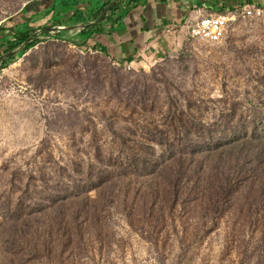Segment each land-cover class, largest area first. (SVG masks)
<instances>
[{
  "label": "rangeland",
  "instance_id": "1",
  "mask_svg": "<svg viewBox=\"0 0 264 264\" xmlns=\"http://www.w3.org/2000/svg\"><path fill=\"white\" fill-rule=\"evenodd\" d=\"M36 5L35 0H0V35L26 19L19 17L21 7ZM83 19L55 24L54 30L36 29L37 21H28L31 29L19 27L9 43H37L14 62H0L6 93L0 101V264H264L259 155L250 157L242 173L234 169L233 191L213 210L196 180L189 179L180 203H167L159 212L147 181L151 167H131L125 178L129 188L124 192L120 186L111 197L109 181L117 175L104 167L121 150L111 126L125 131L134 122H161L157 112L121 103L114 97L117 88L154 85L164 101L179 90L207 101L204 114H197L206 122L210 144L198 146L197 155L209 160L200 158L195 168L222 171L228 157L214 155L242 144L228 139L247 132L264 135V15L237 17L219 42L183 33L181 43L171 40L176 48L165 46L135 67L76 46L72 41L78 35L71 29ZM29 30L36 33L25 40ZM7 45L0 44V55ZM186 96L180 97L184 106ZM220 135L226 136L218 140L223 144L213 145ZM180 142V137L173 142L174 151L182 148ZM89 185L98 188L87 191ZM29 203L35 210L46 208L43 215L52 214L38 223L36 236L30 231L35 219L13 223L17 204L24 211Z\"/></svg>",
  "mask_w": 264,
  "mask_h": 264
},
{
  "label": "trees",
  "instance_id": "2",
  "mask_svg": "<svg viewBox=\"0 0 264 264\" xmlns=\"http://www.w3.org/2000/svg\"><path fill=\"white\" fill-rule=\"evenodd\" d=\"M161 1L166 2L167 0ZM187 1L194 2L197 4L195 6L198 8L204 7L212 11H217L216 13H224L234 11L236 9L233 6L227 7L219 5L216 7V3H205L201 0ZM246 2L259 6L263 5L255 3L252 0H242L239 7H243ZM30 3L31 2H28L27 4ZM79 3L80 0H53L51 8L48 10L49 13L53 12L51 15L52 22L49 19L52 24H48L50 26L46 27H53L55 24L65 22L72 24L73 21L82 19L86 14L87 9L77 7ZM145 3H147L146 0H122L116 7L112 8L110 12L104 14L96 24L84 32L85 38L104 32L106 30L103 26L104 22L111 19L113 12L116 11L120 13V17L117 20H114V22L117 23L118 21L120 22L123 16L128 14L135 7V5H143ZM108 4L109 2L101 3L99 11L104 10ZM196 7H194V9H197ZM18 11L20 12L19 17L22 18L24 17L25 12L37 10L35 6L32 10L24 6ZM22 21H16L12 26L10 25V30L12 28L19 29L20 25L25 27L27 24L24 25L25 22ZM25 31L26 30H24V32ZM72 42H74V44L78 47L85 46L86 43V41H79L76 39ZM5 43L6 45L8 44L6 50L7 52L15 49L21 44V42L9 43L0 40V44H2V46H5ZM36 43L37 40L33 39L31 42L26 44V46L23 47L18 54L8 58L6 61H3L2 64L7 65L14 62ZM93 50L95 52L105 54L112 62H116V59L113 58L105 49H101L96 46ZM117 62L118 64L125 66L123 62ZM115 69L117 70V68ZM99 77L101 80L105 78L102 75ZM153 86L154 85L145 87L134 86L130 88L129 91H126L127 88L123 87L122 92H120L119 88H117L118 94H114V97L125 105H141L148 111L157 112L161 122H157L155 118L148 123L134 122L131 123L130 126H127L125 131L116 130L113 126H111L112 132L114 133L121 150L118 155H110L104 166L105 169H110L113 175H117L112 176L109 181V196L114 195L120 186L124 192L125 188H129V183L125 181V178L127 177L128 170L131 167H151L152 171L150 170V172L146 173L148 176H151L147 179V181L151 183L153 193L157 197L156 202H159L160 204V207L158 208L159 212H164L163 205H166L167 203L173 206L180 203L181 197L185 192L186 183H189V179H192V181L196 180L194 182V186L198 189H202L203 195L208 197L209 210L222 207L223 197L221 196L229 195L230 192L233 191L234 178L232 173L235 171L234 169L237 167V171L242 173L244 164L249 161L250 157H254L256 155L262 157L259 160L261 163H264V135L253 134L249 136V132H247L241 138H237L235 136L228 139V142L239 141L242 142V144L240 145L241 147L235 145L225 152H221L219 155H214L220 158L228 157V168L222 171L218 172L214 169L204 170L201 167L195 168V166L200 165V161L202 160L200 158L203 157L205 162L209 160L207 155L201 157H198L197 155L198 146L210 144L205 143L208 137V131L204 128L205 126H203V124L206 122L203 120V116L197 114H204L203 103H206L207 101L202 98H188L182 90H179L178 94L169 92L168 98L164 101ZM181 96H186V106L182 104L180 98ZM162 102H166V104H163ZM199 106L200 108H198ZM205 107L206 109H209L208 104ZM178 137L181 138V142L178 144V147L182 148L174 151L173 147L175 149L176 146L173 142L176 141ZM224 137L226 136H218L216 138L217 143L213 145H222L223 142L218 143V140H221ZM253 141L256 142V145L252 147L250 144ZM186 146L194 148L195 152H190L189 148ZM167 154L171 155L170 158L164 159L163 156ZM234 161L236 162V166L232 163ZM116 170L118 172L114 173ZM93 188L98 187H92V185H89L87 191ZM85 198L86 200H89V197ZM261 199L263 200L262 203H264V184L262 187ZM80 200H82V198ZM34 202L37 201L34 200ZM26 207L27 210L23 211L17 204L13 213V219L15 220L13 223L16 225L20 222L29 223L32 219H35L36 223L30 226V231H32L31 235L36 236L40 232L38 223L44 221V218H50V215L52 214L47 212L43 215L41 211H46V208L35 210L34 203H29ZM12 226L14 225L12 224ZM49 228L51 229L50 226Z\"/></svg>",
  "mask_w": 264,
  "mask_h": 264
},
{
  "label": "crops",
  "instance_id": "3",
  "mask_svg": "<svg viewBox=\"0 0 264 264\" xmlns=\"http://www.w3.org/2000/svg\"><path fill=\"white\" fill-rule=\"evenodd\" d=\"M35 1L37 3V11L25 12L24 17L26 19H24L22 22H25L24 25H27H25L26 27L24 28H27L28 25L32 23L31 20L37 21V24L34 25L37 26L35 27L36 29H42V27L50 26L48 24H52L51 15L53 12L49 13L48 10H50L53 0ZM97 1L98 0H80V3L77 7L81 9H87L86 15H89V18H86L82 22L81 26H74L71 29L72 32H75V36L78 35L76 40L86 41L85 46H87V49H91L96 46L101 49H105L113 58L116 59V61L123 62V64L132 63L134 67L141 58L148 60L151 57H156L158 54H161V49L165 46H167L168 49L176 48L177 45H171L172 38H174L176 44L181 43L180 41L182 37L184 39L185 31L175 28L181 23H185L192 17H197L198 15L204 14L205 11L209 10L204 7L198 8L195 6L197 4L187 0H167L166 2H162L161 0H146L147 3L143 5H135V7L128 14L123 16L120 22H114V20H117L120 17V13L116 11L113 12L111 19L104 22L103 26L106 28L104 32L98 33L89 38H85L84 32L96 24L104 14L110 12V10L116 7L122 0H114L113 2L116 3L113 5L109 3L104 8L105 11H99V6L101 3L98 4L97 8L95 7ZM201 1L205 3H216V7L222 5L227 7L233 6L235 8L240 6L242 2V0ZM252 1L255 3L264 4V0ZM194 7L197 9H194ZM92 9L93 11L91 12L90 10ZM213 12L216 13L217 11ZM20 27H22V25H20ZM46 28L50 29L51 27ZM84 28L87 29L80 32ZM168 28H170V32L168 33L172 34V37L170 38L167 36ZM17 29L18 28H12L11 30H7L4 28L3 32L7 31L8 34L0 35V40L10 42L13 40V37L11 36L16 34Z\"/></svg>",
  "mask_w": 264,
  "mask_h": 264
},
{
  "label": "built area",
  "instance_id": "4",
  "mask_svg": "<svg viewBox=\"0 0 264 264\" xmlns=\"http://www.w3.org/2000/svg\"><path fill=\"white\" fill-rule=\"evenodd\" d=\"M264 7L259 5H252L251 7H239L237 6L234 11H228L224 13H212L209 15L201 14L196 18L189 19L190 22L181 23L176 28H180L185 31V35L189 36L192 39L198 41H209V42H219L221 41L225 34L228 26L234 21L237 17L243 16H263ZM184 28V29H183ZM55 28H50L54 30ZM167 32H170V28L167 29ZM35 33L33 30H29L26 33ZM130 67V66H129ZM2 82L3 76L0 75V101L6 95L2 91Z\"/></svg>",
  "mask_w": 264,
  "mask_h": 264
},
{
  "label": "water",
  "instance_id": "5",
  "mask_svg": "<svg viewBox=\"0 0 264 264\" xmlns=\"http://www.w3.org/2000/svg\"><path fill=\"white\" fill-rule=\"evenodd\" d=\"M102 1H103V0H100V3H101ZM117 2H118V1H117ZM115 3H116V2H111V5H113V4H115ZM111 5H110V6H111ZM106 10H107V8H106ZM104 11H105V10H104ZM86 18H89V15H86V14H85V15H84V19H83L79 24H75L74 26H75V27H76V26H81L82 22H83ZM74 26H73V27H74ZM84 29H86V28H84ZM84 29H83V30H84ZM83 30H81L80 32H82ZM80 32H78V33H80ZM35 33H36V32H35ZM35 33L32 34V35H29L28 37H26L25 40L30 39L32 36L35 35ZM25 43H26V41H23V43H22L20 46H18L17 48H15V49H13V50H11V51L5 53V54L0 55V62H1L2 60H4V59L10 58V57H12V56L18 54V53L23 49Z\"/></svg>",
  "mask_w": 264,
  "mask_h": 264
}]
</instances>
